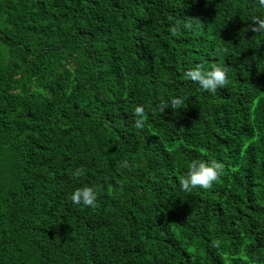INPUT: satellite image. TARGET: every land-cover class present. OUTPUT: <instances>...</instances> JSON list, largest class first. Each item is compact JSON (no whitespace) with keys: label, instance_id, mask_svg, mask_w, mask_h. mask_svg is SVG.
Here are the masks:
<instances>
[{"label":"trees","instance_id":"obj_1","mask_svg":"<svg viewBox=\"0 0 264 264\" xmlns=\"http://www.w3.org/2000/svg\"><path fill=\"white\" fill-rule=\"evenodd\" d=\"M257 16L258 0H0V264H264ZM198 64L227 84L202 90ZM194 159L222 171L185 192ZM85 186L95 207L70 200Z\"/></svg>","mask_w":264,"mask_h":264},{"label":"clouds","instance_id":"obj_2","mask_svg":"<svg viewBox=\"0 0 264 264\" xmlns=\"http://www.w3.org/2000/svg\"><path fill=\"white\" fill-rule=\"evenodd\" d=\"M258 4L264 7V0H258ZM252 31L264 35V18L257 16L253 18ZM191 27V24L189 25ZM176 29L172 30L173 35L176 34ZM185 77L193 82H196L199 87L204 91L215 92L219 87L227 84V69L221 65L214 66L211 70H206L203 65H197L195 68L189 69L185 73ZM165 109L168 108L164 104ZM171 108L176 112L182 109V99H171ZM145 107L141 104L135 108V114L139 117L135 122V127L143 128L144 120L143 114ZM222 171V165L216 160L211 162L202 160H192L188 170L182 180L179 181L182 191L191 192L193 189L199 187L208 189L213 186V183L219 179ZM82 169L77 170L76 175L79 176ZM70 200L74 205L91 206L95 207L97 202V190L92 186H85L75 189L71 195Z\"/></svg>","mask_w":264,"mask_h":264}]
</instances>
